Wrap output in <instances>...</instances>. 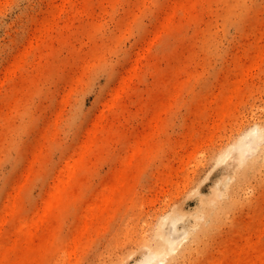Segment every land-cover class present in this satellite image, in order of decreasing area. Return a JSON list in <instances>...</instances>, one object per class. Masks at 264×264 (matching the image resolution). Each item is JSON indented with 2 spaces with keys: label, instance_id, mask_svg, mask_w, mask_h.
<instances>
[{
  "label": "rangeland",
  "instance_id": "374dc122",
  "mask_svg": "<svg viewBox=\"0 0 264 264\" xmlns=\"http://www.w3.org/2000/svg\"><path fill=\"white\" fill-rule=\"evenodd\" d=\"M253 129L264 0H0V264H139L203 224L169 264H264Z\"/></svg>",
  "mask_w": 264,
  "mask_h": 264
},
{
  "label": "bare ground",
  "instance_id": "6f19581e",
  "mask_svg": "<svg viewBox=\"0 0 264 264\" xmlns=\"http://www.w3.org/2000/svg\"><path fill=\"white\" fill-rule=\"evenodd\" d=\"M245 140L241 142L240 144V150L243 152H246L249 154L248 158L250 160L258 158L259 154L257 150H261V148H264V129H257L252 130L250 133H248L245 136ZM83 155L81 154L78 161L69 162L67 168L70 171V175L67 178H62L58 181L56 184L55 190L50 194L48 197V201L50 204V207L53 206V202L55 201H69L75 198L70 192L62 190L64 187H67L73 176L74 172L78 167H81L83 165ZM63 186V187H62ZM105 201H110L113 198L105 196ZM218 205L214 204L211 206L210 209L207 210L206 214V222L210 218H214L216 214L219 212L217 211ZM53 213V209L50 208L48 211V214L51 215ZM207 226L205 224L201 225V227L198 229L197 226H194L193 228H189L186 230L184 235H178L176 237H167L163 239H159L158 243L155 245H151L149 251L145 255V257L142 259V261L139 264H169L172 260H176L181 256L186 255L187 253L191 252L193 243L195 240L199 237L200 229L204 230ZM23 229V232L27 234V237L25 240L27 241V245L24 246L28 248L29 250L33 249V246H31V236L32 232L30 228H20ZM190 236V240L188 242H184L187 240V237ZM19 245L16 244L14 246L15 248H18ZM3 261V256L0 257V263ZM255 264V262H254Z\"/></svg>",
  "mask_w": 264,
  "mask_h": 264
}]
</instances>
